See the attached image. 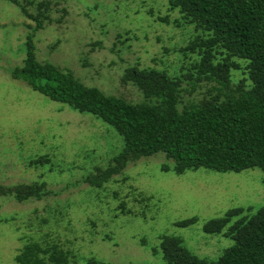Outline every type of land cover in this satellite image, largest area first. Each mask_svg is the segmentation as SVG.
Instances as JSON below:
<instances>
[{
    "label": "rangeland",
    "instance_id": "obj_1",
    "mask_svg": "<svg viewBox=\"0 0 264 264\" xmlns=\"http://www.w3.org/2000/svg\"><path fill=\"white\" fill-rule=\"evenodd\" d=\"M14 1L31 14L46 3L48 16L34 32V22L15 3L0 0V184L44 182L51 194L21 203L0 197V264H15V255L29 243L57 245L68 253L69 264L89 259L167 264L162 236L178 237L197 257L217 260L233 241L205 234L202 227L232 208H251L242 215L248 216L263 207L260 169L218 173L200 168L177 175L173 162L158 153L129 162L121 174L94 188L84 179L119 154L121 136L94 116L50 101L9 74L22 64L26 36L32 34L39 62L67 69L85 86L133 104L144 99L136 87L121 81L126 68L166 72L181 82L180 111L218 87L205 81L192 86L188 80L198 57L180 51L205 34L171 10L169 0ZM232 60L239 65L231 71L235 85L246 76L247 63ZM38 157L48 162L29 166ZM191 217L197 218L193 225H174Z\"/></svg>",
    "mask_w": 264,
    "mask_h": 264
},
{
    "label": "trees",
    "instance_id": "obj_2",
    "mask_svg": "<svg viewBox=\"0 0 264 264\" xmlns=\"http://www.w3.org/2000/svg\"><path fill=\"white\" fill-rule=\"evenodd\" d=\"M11 1L34 22V32L43 27L48 16L46 3H40L37 13L31 14ZM169 7L177 10L186 24L205 34L180 50L198 57L188 81L192 86L201 81L218 85L215 93L180 111L181 82L166 72L126 68L121 81L136 87L144 99L133 104L85 86L67 69L39 62L32 34L26 36L22 64L9 72L13 80L32 91L75 112L94 116L121 136L119 154L84 179L94 188L121 174L129 162L158 153L173 162L172 171L177 175L200 168L218 173L258 168L264 174V0H169ZM219 55L225 56L217 60ZM232 58L247 63L246 76L235 85L231 71L238 70L239 65ZM47 162V157H38L28 164L32 167ZM162 169L168 171L170 167L163 165ZM50 194L44 182L0 184V197L19 203ZM245 211L251 208H232L203 225V233L222 234L233 241L217 260L197 257L178 237L162 236L163 260L167 264H264V206L242 216ZM196 222L197 218L191 217L174 225L187 227ZM14 262L69 264L70 258L57 245L43 248L29 243L15 255ZM85 264L111 263L89 259Z\"/></svg>",
    "mask_w": 264,
    "mask_h": 264
}]
</instances>
